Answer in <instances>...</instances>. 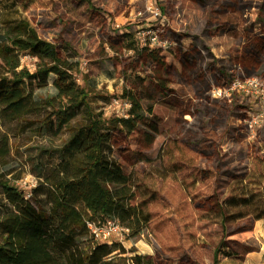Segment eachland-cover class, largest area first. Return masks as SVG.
<instances>
[{
  "label": "rangeland",
  "instance_id": "obj_1",
  "mask_svg": "<svg viewBox=\"0 0 264 264\" xmlns=\"http://www.w3.org/2000/svg\"><path fill=\"white\" fill-rule=\"evenodd\" d=\"M150 5L161 11V20L151 18ZM234 15L238 24L218 25V17ZM23 18L79 63L76 81L104 117L122 115L124 108L114 100L126 89L137 94L141 89L154 103L158 130L115 134L114 149L128 171L136 172L137 199L151 222L138 237H116L113 243L134 251L127 257L152 256L155 264H213L223 239L220 203L264 199V163L256 162L264 157V0H0V22ZM143 24L159 28L160 40L168 43L156 48L155 62L149 52H139L135 31ZM242 35L246 42L254 38L246 64L238 63ZM125 37L135 51L125 48ZM21 62L35 70V58L23 54ZM238 65L251 80L232 79ZM54 79L34 97L55 95ZM161 79L165 90L156 85ZM68 136V131L51 136L0 117V141L6 143L0 144V176L30 197L39 175L57 163ZM5 204L0 193V209ZM255 223L248 218L228 228L229 251L242 254L235 264H245L247 252L264 256L262 243L252 238ZM225 262L220 255L219 263Z\"/></svg>",
  "mask_w": 264,
  "mask_h": 264
},
{
  "label": "trees",
  "instance_id": "obj_2",
  "mask_svg": "<svg viewBox=\"0 0 264 264\" xmlns=\"http://www.w3.org/2000/svg\"><path fill=\"white\" fill-rule=\"evenodd\" d=\"M123 40L127 50L135 51L130 39ZM158 51L142 47L139 52L142 56L149 52L147 57L155 62ZM23 54L37 60L34 71L22 65ZM79 68L77 61L44 40L28 19L0 22V117L51 136L69 132L57 151V163L39 175L41 181L30 197L0 176V193L6 201L0 209V264H155L152 256L127 257L134 251L121 243L95 242L87 227L88 221L117 220L129 230V238L148 228L151 214L144 202H138L137 174L128 171L114 149L115 134L129 137L144 130L151 135L158 130L154 103L145 91L126 89L119 98L130 103L128 116L106 118L77 83ZM51 76L56 94L36 99L34 92L47 87ZM164 83L161 79L156 85L165 90ZM0 144L6 147L3 141ZM261 204L264 199L257 197L220 203L223 239L213 264H220V255L224 259L237 255L225 243L228 228L248 218L264 219ZM229 209L235 213L227 214Z\"/></svg>",
  "mask_w": 264,
  "mask_h": 264
},
{
  "label": "built area",
  "instance_id": "obj_3",
  "mask_svg": "<svg viewBox=\"0 0 264 264\" xmlns=\"http://www.w3.org/2000/svg\"><path fill=\"white\" fill-rule=\"evenodd\" d=\"M146 10L151 13V18L153 20L159 21L163 18L161 11L153 5L148 6ZM160 36V29L155 28L152 24H143L135 31V39L142 47H148L150 49H165L167 47V41H161ZM114 104L124 108L122 115H118L119 117L128 116V110L131 107L128 101L115 99ZM87 227L94 241L97 243L112 244L114 238L118 237L124 239L129 234V230L124 228L119 221L112 219L98 223L88 221Z\"/></svg>",
  "mask_w": 264,
  "mask_h": 264
},
{
  "label": "flooded vegetation",
  "instance_id": "obj_4",
  "mask_svg": "<svg viewBox=\"0 0 264 264\" xmlns=\"http://www.w3.org/2000/svg\"><path fill=\"white\" fill-rule=\"evenodd\" d=\"M238 19H239V17L237 16V15H234V16H232L230 19L229 18H225V17H218V25H220L221 23H223L224 21H225V23H236V24H238ZM223 29L224 28H228V26L227 27H225V26H223L222 27ZM234 28V27H233ZM242 40H243V42H242V45L244 46L243 47V52H240L239 54H240V56H241V58H240V60H239V64H246V61H247V59H248V57H250V56H253V46H254V44H253V40H254V38H249L248 40H247V42L245 41V37H244V35H242ZM252 52V53H251ZM236 54H238V51L236 52ZM234 72V71H233ZM234 74V73H233ZM251 75V77H255V75L254 74H250ZM234 78H236L237 80H240V79H245L244 81H246V82H248L249 80H251L250 79V77H246L245 75H244V73L242 72V68L238 65V69L236 70V74H234V77L232 78V79H234ZM235 80V79H234ZM224 81H226V80H223L222 82H224ZM233 85H235L236 86V82H234L233 83ZM232 85V86H233ZM231 86V87H232ZM230 87V88H231ZM236 103H242V102H240V101H236ZM248 109V108H247ZM235 110H237V111H240V112H245L246 114H248V112H246V110L245 109H242V108H239V107H236L235 108ZM243 117H244V119L246 120V118H247V115H243ZM248 127L251 129V128H253V125L252 124H249L248 125ZM256 162L257 163H264V157L263 156H259L258 158H257V160H256Z\"/></svg>",
  "mask_w": 264,
  "mask_h": 264
},
{
  "label": "crops",
  "instance_id": "obj_5",
  "mask_svg": "<svg viewBox=\"0 0 264 264\" xmlns=\"http://www.w3.org/2000/svg\"><path fill=\"white\" fill-rule=\"evenodd\" d=\"M264 235V219L258 220L255 223V229H254V233L252 238H255L256 241H258L259 244H261L262 249H263V253L262 255H264V241H262L261 236ZM246 259H245V264H264L263 258L264 256H261V254H257L260 257H258L257 255H253L252 253L247 252L246 253ZM242 257V254H238V255H234L232 258H225L227 260V262H225L224 264H235V262L237 260H239V258Z\"/></svg>",
  "mask_w": 264,
  "mask_h": 264
}]
</instances>
